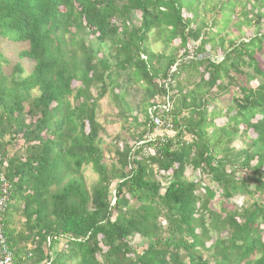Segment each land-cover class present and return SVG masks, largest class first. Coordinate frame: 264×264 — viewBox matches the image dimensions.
<instances>
[{"label": "trees", "instance_id": "16d2710c", "mask_svg": "<svg viewBox=\"0 0 264 264\" xmlns=\"http://www.w3.org/2000/svg\"><path fill=\"white\" fill-rule=\"evenodd\" d=\"M2 39L29 44H0L16 264H264V0H0ZM108 95L130 133L110 164Z\"/></svg>", "mask_w": 264, "mask_h": 264}, {"label": "rangeland", "instance_id": "374dc122", "mask_svg": "<svg viewBox=\"0 0 264 264\" xmlns=\"http://www.w3.org/2000/svg\"><path fill=\"white\" fill-rule=\"evenodd\" d=\"M136 19H135V23L137 25L140 24V20H141V14L140 13H136L135 14ZM185 17H187V15H185ZM250 35H253L252 33ZM152 48L156 53H163L164 52V43L161 39L157 38V35H153L152 36ZM0 44L3 47V50L6 51L7 55H9L14 61H16V54L20 51H23L25 49H27L29 47L28 43H14V42H10L8 39H2L0 40ZM174 45H180V41L177 40ZM175 47H171V51H174ZM26 64V66L29 69V74L31 75V72L33 70L34 64L30 63L29 61H25L24 62ZM125 82V81H123ZM254 87H256L258 85V81L254 82L252 84ZM130 84L125 85V87H129ZM143 95V91L140 90H132L131 89V100L135 103L139 102V99L141 98V96ZM117 105L118 102L114 100V98L110 95H108L106 98H104L101 101V113H100V122H102L106 129H107V134L103 135L104 138V143H105V149H107L106 151V162L108 164L113 162V159L115 157L114 153H110L108 152L109 148L114 150V146L112 144V140L115 138L116 135H118L119 133H123L125 136H129L130 133H127L123 130V125L124 122L122 119H120L119 117H117ZM142 120L144 119V117L141 118ZM158 132H155V135L157 136L158 134H161ZM189 138V137H187ZM86 177L89 179V182L92 183L96 180L97 176L95 175L94 172H92L91 169H87L86 170ZM198 178V174L194 175V178L192 179H196ZM243 203V199L239 200V204ZM26 220L23 217V211L22 209H14L11 210L10 212V223L9 226L13 229H16L17 234L18 233H22L25 231V223ZM134 245L137 246L138 248V252L141 253L143 252L146 248H147V244L142 241V239L137 238L134 242Z\"/></svg>", "mask_w": 264, "mask_h": 264}, {"label": "built area", "instance_id": "2783aa9c", "mask_svg": "<svg viewBox=\"0 0 264 264\" xmlns=\"http://www.w3.org/2000/svg\"><path fill=\"white\" fill-rule=\"evenodd\" d=\"M168 110H171L170 104H168ZM155 126V132L161 131V129H163L165 126V122L161 119L155 118ZM167 128L172 129V123H169ZM8 201V186L5 184L3 188L0 187V264H16L2 226V221L8 206Z\"/></svg>", "mask_w": 264, "mask_h": 264}]
</instances>
